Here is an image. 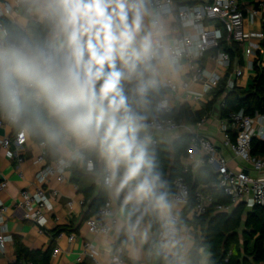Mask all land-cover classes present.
I'll return each instance as SVG.
<instances>
[{
  "label": "clouds",
  "instance_id": "obj_1",
  "mask_svg": "<svg viewBox=\"0 0 264 264\" xmlns=\"http://www.w3.org/2000/svg\"><path fill=\"white\" fill-rule=\"evenodd\" d=\"M18 3L47 31L40 36L0 24V117L22 134L43 136L69 160L83 163L82 149L96 152L106 162L105 182L119 202L116 231L125 232L131 258L138 260L149 243L145 216H155L159 239L149 255L188 264L172 205L147 155L149 138L140 137L150 127L144 114L150 96L177 64L165 23L148 0Z\"/></svg>",
  "mask_w": 264,
  "mask_h": 264
},
{
  "label": "crops",
  "instance_id": "obj_2",
  "mask_svg": "<svg viewBox=\"0 0 264 264\" xmlns=\"http://www.w3.org/2000/svg\"><path fill=\"white\" fill-rule=\"evenodd\" d=\"M210 1L175 0L174 8L207 4ZM12 2L13 0H0V8L5 3L11 4ZM241 8L245 15L243 28L247 37L243 43L238 45L240 60L235 54L228 68L221 67L219 64L210 61L207 54L199 61L200 66L207 73L217 74L221 78L218 87H225L228 80H233L236 88L245 89L255 77L253 67L251 65L250 68L249 65L256 62L259 69H264V41L258 37L260 33H263L264 28V0H244ZM5 19L19 28H27L31 31L32 26L42 23L35 17H27L20 14H11ZM161 20L167 28H170L176 25V14ZM213 26L214 24H209V27ZM172 37L173 34L168 31V39ZM225 45L231 49L229 42H226ZM250 47L254 48L253 55L246 56L245 50ZM237 69L242 71V76L239 78L234 75ZM190 77L191 71L188 63L181 60L176 64L174 72H170L161 82L160 86L164 87L168 81L180 85L190 80ZM204 89L205 86L203 83H192L189 86V94L181 91L174 94L168 92L161 100L168 103L172 112L177 113L181 110L186 115L187 121L184 120L186 124L185 129L169 134H154L147 131V133L142 132L140 135L152 137L157 140L159 147L171 151L172 145L182 137L190 136L191 133L198 134L208 139L215 146L226 161L229 169L236 172H245L250 178L254 179L264 177V169L261 172L254 171L250 165L236 158L229 148L223 146V136L219 128V120L221 119L219 117V104L224 95L219 97L210 110L204 113L202 117L206 119L202 126L198 127L196 125L202 117L195 121L194 118L201 114L213 100L212 94L214 91L204 92ZM192 95H198L200 100H192ZM154 107L146 115L150 114ZM12 136L13 126L4 123L0 127V140L12 138ZM230 136L233 140L234 135L232 132ZM39 144L35 143L27 135V141L23 150H15L13 147L4 149L0 146V179L6 182V188L0 194V200L5 208L3 224L0 227V231L5 232L6 235L11 237V241L5 245L4 250L2 252L0 251V264H30L25 261L21 254V249L41 253L49 251L48 264H82L83 262L91 264H111L113 252L117 247L122 249L124 264H166L162 256L156 257L149 255L150 245L153 241H156L155 236L160 229L159 220L155 216H145L142 225L144 227H147L149 224L151 225L149 228V243L145 244L141 249L138 260L131 258L128 249L123 247L125 232L123 229L119 233L116 231L120 219L119 202L113 203L107 187L106 199L111 200L113 210L111 230L106 235L89 233L84 225V216L88 211L90 202L87 204L84 203L83 194L78 191V187L72 181L73 175L71 170L69 169L65 172V180L63 182L58 181L55 175L48 176L41 184L37 181L36 176L41 170V166L35 164L36 158L42 151ZM152 153L153 149L149 147L147 154L151 155ZM58 154L59 160L69 159L60 152ZM148 158L151 159L150 156ZM195 158L198 159L199 155L197 154ZM88 161L91 160L84 158L83 163L77 160L74 164L77 168H84L90 174L94 167L92 171H87ZM95 162L97 170L92 173V176L95 177V192L97 193L98 182L102 179L106 162L99 156H97ZM186 162V157L180 158L181 169ZM50 164L53 165L54 162ZM196 171L191 173L194 174ZM38 188H41L46 195H50L52 191L56 192L54 197L50 196L52 210L45 214L47 222L41 232L35 224L25 220L23 218V212L15 206L21 191H34ZM202 188L199 185L196 189L201 190ZM69 202L71 203L70 207L68 206ZM169 203L172 205L173 217L178 220L176 226L177 239L180 242V246L187 249L188 264H209L211 254L209 249L203 246L205 239L204 233L207 225L206 219L202 218L203 216L194 217L191 208H188V204ZM238 207L246 208L245 213L252 210L244 202H239L228 213L219 214L228 215ZM213 213L216 214L217 212L213 211ZM55 229H62L63 231L57 237H53L52 233ZM70 237L72 238L71 240H69ZM86 246L94 251V258L87 257L85 254ZM55 250H58L57 253H54Z\"/></svg>",
  "mask_w": 264,
  "mask_h": 264
},
{
  "label": "built area",
  "instance_id": "obj_3",
  "mask_svg": "<svg viewBox=\"0 0 264 264\" xmlns=\"http://www.w3.org/2000/svg\"><path fill=\"white\" fill-rule=\"evenodd\" d=\"M174 1L148 0L149 8L160 20L176 14V25L167 28L173 34V37L169 38V40L177 53V63L181 60L186 61L191 71L190 80L187 82L178 85L168 81L164 87L172 94L178 91L189 94L190 84L203 83L205 86L204 92L215 91L221 78L217 74L207 73L200 66L199 61L207 54L210 61L219 64L221 67L228 68L230 66L229 54L219 48V45L224 41L241 44L247 37L243 28L245 15L241 8L244 0H211L207 4L180 6L178 8H174ZM19 9L18 0H13L11 4L5 3L0 8V24H2V19L13 13L24 15ZM209 24H214V26L209 27ZM258 37L264 41L263 33H260ZM253 50V47L248 48L245 50V55H253ZM251 65H249L250 68ZM234 75L239 78L242 76V71L237 69ZM235 87L233 80L226 82L225 89L227 92ZM191 99L199 101L200 97L192 95ZM161 104L164 107L161 108ZM219 107H222V101ZM171 112L172 110L166 101L158 102L151 113L147 115L148 119L146 122L150 126L148 131L154 134H169L185 129V121L169 117L168 115ZM205 119V117H202L196 125L201 127ZM4 123L13 126L0 117V127ZM219 128L225 148H229L236 158L250 165L254 171L261 172L264 169V157L255 158L251 156L252 139L264 140V116L255 115V117H248L243 111H238L231 113L226 119H220ZM231 132L234 135L233 140L230 136ZM140 137L143 139L145 135H140ZM147 137L149 142L146 145V150L149 147L156 148L158 146L157 140L150 136ZM26 141L27 134H22L21 130H19L12 139L4 138L0 140V146L4 149L13 147L15 150H23ZM39 145L42 151L36 158L35 164L40 165L41 170L36 176L37 181L41 184L48 176L55 175L58 181L63 182L65 180V172L77 160L58 159L53 165H49L45 161V144L40 143ZM197 154L199 155L198 159L195 158ZM186 158L187 162L182 166L181 175L172 182V191L167 198L168 202L185 205L192 203L191 210L194 217L205 215L210 208L217 213H228L239 202H244L248 208L264 206V177L254 179L250 178L245 172H236L229 169L220 152L208 139L191 133L190 148ZM202 166L208 167L215 174L216 179L213 186L222 191L228 200L227 205L218 204L214 198L202 193L200 189H195L193 193L190 192L183 176L198 170ZM86 170L90 171L87 167ZM107 175V168H105L102 176V182L105 187H107L105 182ZM5 188L6 182L0 179V194ZM55 195V191H52L50 195H46L41 188L34 191L23 190L15 206L23 212V218L35 224L41 232L47 222L45 214L52 210L50 196L54 197ZM70 205L71 203L69 202L68 206L70 207ZM4 213L5 208L0 200V227L3 224ZM112 217V202L110 199H106L97 208L94 215L85 220L84 225L91 234L106 235L111 230ZM175 220L177 226L178 220ZM41 221L43 222L41 223ZM159 231L156 233V240L159 239ZM71 239L70 237L69 240ZM10 241L11 237L0 231L1 252ZM85 249L87 257L94 258V251L88 246ZM57 251L55 250L54 253H57ZM111 264H124L120 247L114 250Z\"/></svg>",
  "mask_w": 264,
  "mask_h": 264
},
{
  "label": "trees",
  "instance_id": "obj_4",
  "mask_svg": "<svg viewBox=\"0 0 264 264\" xmlns=\"http://www.w3.org/2000/svg\"><path fill=\"white\" fill-rule=\"evenodd\" d=\"M1 22L2 24L18 27L6 19H2ZM31 29L40 36H43L47 31L44 22L32 26ZM229 43L231 49L225 45V41L220 43L219 48L229 54L231 65V59L235 54L240 60V50L238 48L239 44L234 42ZM252 67L255 77L247 88L239 89L235 87L233 90L227 92L225 87H218L212 94L213 100L201 114L194 118V121L209 111L222 95H224L222 107L219 108V117L221 119H226L228 115L238 111H243L248 117H255V115L264 116V69H259L256 62L252 63ZM167 93L168 90L165 87L159 86V90L150 96V104L144 114H147ZM168 116L187 121L186 115L181 110L177 113L171 112ZM19 130L13 126L12 138ZM27 135L35 143L45 144V159L47 164L56 162L59 159L58 151L53 149L46 138L34 132ZM189 148L190 136H184L172 145L171 151L158 146L152 148L153 153L151 155L147 154L153 163L154 174L158 173L160 175L163 184L160 191L166 194V198H168L172 191L171 185L173 180L181 175L180 158L187 157ZM82 154L87 160L89 159L93 162L94 169L92 173H94L97 170L95 161L98 154L88 149L82 150ZM251 156L255 158L264 157V140L252 139ZM70 170L73 175V183L84 196V203H91L94 200L84 216L86 220L92 217L97 208L106 200V187L103 185L101 179L98 182L96 193L95 177L92 176V173L89 174L84 168H77L74 163L71 165ZM183 177L191 193L201 185L203 187L201 189L202 193L214 198L218 204H228V200L222 191L213 186L216 176L208 167L202 166L194 174L187 173ZM95 194L96 196L94 197ZM191 207L192 203H189L188 208ZM202 218H205L207 223L203 246L207 247L210 251L211 258L209 264H264V206H255L248 213H245L243 207H238L228 215L214 214L210 208ZM62 231V229H55L52 233L53 237H57ZM126 239L127 236L125 235L124 241ZM21 254L25 261L30 264H48L49 262V251L41 253L21 249ZM82 264L91 263L83 262Z\"/></svg>",
  "mask_w": 264,
  "mask_h": 264
},
{
  "label": "rangeland",
  "instance_id": "obj_5",
  "mask_svg": "<svg viewBox=\"0 0 264 264\" xmlns=\"http://www.w3.org/2000/svg\"><path fill=\"white\" fill-rule=\"evenodd\" d=\"M244 211H246V208H244ZM231 251L233 252V249L231 248Z\"/></svg>",
  "mask_w": 264,
  "mask_h": 264
},
{
  "label": "water",
  "instance_id": "obj_6",
  "mask_svg": "<svg viewBox=\"0 0 264 264\" xmlns=\"http://www.w3.org/2000/svg\"><path fill=\"white\" fill-rule=\"evenodd\" d=\"M93 201H94V200H92V202H93ZM92 202H91V203H92ZM91 203L89 204V206L91 205Z\"/></svg>",
  "mask_w": 264,
  "mask_h": 264
},
{
  "label": "snow or ice",
  "instance_id": "obj_7",
  "mask_svg": "<svg viewBox=\"0 0 264 264\" xmlns=\"http://www.w3.org/2000/svg\"><path fill=\"white\" fill-rule=\"evenodd\" d=\"M43 221H41V223H42Z\"/></svg>",
  "mask_w": 264,
  "mask_h": 264
}]
</instances>
